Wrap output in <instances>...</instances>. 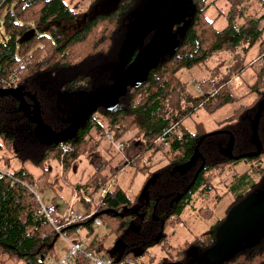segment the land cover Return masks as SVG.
I'll use <instances>...</instances> for the list:
<instances>
[{"label":"trees","instance_id":"1","mask_svg":"<svg viewBox=\"0 0 264 264\" xmlns=\"http://www.w3.org/2000/svg\"><path fill=\"white\" fill-rule=\"evenodd\" d=\"M68 1L0 0V26L6 36L5 41H0V90L15 89L34 97L44 123L39 137H46L47 132L51 140L67 137L72 132L90 94L113 85L158 28L147 33L141 48L117 73L129 19L143 10L150 0H117L108 12L85 19H80L76 7H70ZM90 1L94 7L102 0ZM227 1L230 4L228 24L222 30H216L215 20L205 17L210 6L206 0H191L187 17L173 30L176 47L162 54L117 101L110 96L106 104L84 114V121L73 138L65 142L44 143L36 137L37 126L26 118V114L37 116L31 99L24 97L22 111L20 99L0 95V170L11 176L0 175V264H47L49 256L54 260L63 256L64 253L56 255L57 241L62 240L38 215L35 196L23 184H38L40 193L48 172L44 169L48 160L59 163L64 177L81 154H90L97 149L101 139L111 137L118 142L129 132H135V138H143L147 148L168 149L165 152L167 164L148 173L143 183L144 200L139 204L123 192L114 176L110 180L101 175L100 170L105 164L100 165L84 184L73 188L82 213H92V217L65 231L71 236L76 229H82L86 230V236H97L85 244L87 250L95 251L104 238L113 236L125 247L119 263L127 264V260H139L135 255L137 249L143 256L156 245L165 246V229L179 221L192 196L210 190L216 174L240 161L253 165L257 180L247 173L232 178L228 191L235 201L225 218L202 238L186 244L194 246L197 254L211 255L209 251L219 244L218 232L229 212L252 196L259 195L264 201V167L260 165L264 158V110L257 127L262 145L260 154L242 159L228 156L231 139L233 157L258 150L253 122L264 99V91L258 89L259 79L250 86L255 100L238 109L221 129L212 133L198 129L189 132L179 124L193 113L196 105L209 102L208 110L215 111L232 100L225 91L234 71L241 72L244 68L243 59L238 56L239 49L246 52L258 44L259 57L264 60V11L260 17L249 13L253 11L249 9L253 2H260L264 8V0ZM64 24H77L81 28L67 36ZM223 51L233 54L237 51L229 71L218 76L219 67L214 69L198 84L203 95L193 98L187 91V84L180 82L178 73L203 67L212 56ZM212 79H217L215 84H211ZM214 100L215 104H211ZM174 125L179 135L176 130H170ZM162 136L166 145L156 142ZM127 143L123 144L122 150ZM12 159L21 164H33L43 171L42 176L34 178L22 168L10 171ZM141 160V155L123 159L115 171L128 164L138 167ZM255 162L260 164L255 166ZM109 184L111 189L101 205L95 204L100 191ZM200 212L208 215L204 208ZM55 216L62 221L58 212ZM257 219L251 244L222 255L213 264H264V214ZM95 227L104 229L102 237L95 234ZM186 249L178 255H185ZM106 252L107 249L104 254ZM69 264L89 263L78 258Z\"/></svg>","mask_w":264,"mask_h":264},{"label":"rangeland","instance_id":"2","mask_svg":"<svg viewBox=\"0 0 264 264\" xmlns=\"http://www.w3.org/2000/svg\"><path fill=\"white\" fill-rule=\"evenodd\" d=\"M116 2L117 0H102L94 7H92L90 0H69L68 4L72 8L76 7V12L81 16L80 19H85L92 15L108 12L115 7ZM170 2L171 0H150L143 10L137 11L131 16L128 22L130 24L126 31V40L119 54L120 61L116 67L117 73L118 70L124 68L131 55L141 48L143 39L147 33L158 27L162 12ZM206 3L210 5L205 13L206 19L210 21L215 20L214 28L216 30L225 28L228 24L227 16L230 8L228 1L206 0ZM249 9L253 10L249 13L256 17H260L264 11L263 4L260 2L259 4L253 2L252 7ZM79 28L81 26L77 24H64V30L67 36H70ZM5 39L6 36L0 26V41H5ZM258 51V44L253 45L246 52H243L242 49L238 50V56L243 59L242 66L244 68L241 72L235 70L236 72L234 71L231 79L227 82V91L225 93L226 96L228 93L232 99L229 103L215 111L208 110L209 102L204 105H196L193 113L182 119L179 124L189 132H195L198 129L201 132L212 133L221 129L226 124L225 121L231 118L242 106L251 104L255 100L256 95L251 93L250 86L259 79L258 89L260 88V91H264V60L259 57ZM236 53L233 54L223 51L212 56L203 67L181 70L178 73L180 82L187 84V91L193 98H199L203 95V92L198 84L207 79L210 73L218 67L219 70L216 72L218 76L226 75L230 65L234 63ZM216 80L214 79V81ZM198 88H200L201 92ZM2 91L4 90L2 89ZM222 97H225V94H222ZM215 102L216 100L212 101L211 104H215ZM67 107L69 106L67 105ZM168 107L170 106L168 105ZM175 128L177 130V126ZM45 135V138L51 140L47 132H45ZM134 135L135 132L126 133L118 142L112 140L111 137L101 139L96 151L90 154L87 152L81 154L71 165L70 170L64 177L62 176L59 163L54 159L48 160L44 167L48 172L42 182L41 192L39 193L41 200L46 204H53L56 208H64L65 211L71 206V200H73V209L83 212L77 203V197L73 195V188L77 185L84 184L97 171L99 165L105 164V168L100 170L101 175L110 180L116 179V184L123 192L131 200H137L136 204H139L141 202L140 198L144 196L143 183L148 173H152L163 167L167 162L163 158L165 149L150 148L141 154L142 160L138 167L126 165V167L124 166L118 172L115 171L120 161L129 159L127 158V154L123 155L122 152L117 150L119 143L124 144L128 141L130 143L135 138ZM124 156L127 157L124 158ZM9 157L12 158V155L10 154ZM262 161V164L255 162V166L260 164L262 165L261 167H264V158ZM11 164L10 171H17L22 168L28 171L34 178H39L43 174L41 169L31 163L21 164L12 159ZM141 168H144V171H140ZM244 173H247L249 176L250 174L253 177L255 176L256 180L258 178L253 165L247 164L245 161L228 166L216 174L211 180L210 190L199 191L194 194L190 205L185 208L179 221L173 227L165 229L167 244L165 246L156 245L149 249L143 256L140 255L141 251L139 249L135 250V255L138 256V259L146 264H213L209 254H197L194 246L186 243H191L195 239L202 238L218 221L225 218L227 211L235 201L228 191V185L232 178ZM112 176H114L113 179H111ZM201 208L206 209L208 215H202V212H200ZM65 211L62 212L63 215ZM94 229L95 234H98L99 238L102 237L104 229L102 227H95ZM74 239L85 245L90 238H86L85 231L81 234L80 230L77 236L74 233L71 235L70 240ZM61 245V241L58 240L56 246L58 248L57 252L60 251ZM123 248L122 243L111 236L104 238L96 246L95 251L107 257L117 259ZM183 248H187L185 255H178V252L183 250ZM106 249L107 252L104 254Z\"/></svg>","mask_w":264,"mask_h":264},{"label":"water","instance_id":"3","mask_svg":"<svg viewBox=\"0 0 264 264\" xmlns=\"http://www.w3.org/2000/svg\"><path fill=\"white\" fill-rule=\"evenodd\" d=\"M191 0H171L168 8L163 14L161 21L158 25L157 30L153 34L151 40L141 49L137 54L135 59L130 63V65L125 69V71L119 76L117 81L110 87L98 91L96 93L90 94L86 101V107L78 115L74 122V127L72 132L63 138H55L49 141L46 138L39 137V132L44 128V123L40 115L38 104L36 100L29 95L19 92L18 90H0V95L5 94L13 98H18L21 100L22 111L24 109V97L31 99L36 106V117L26 114V118L37 126L35 131L36 137L44 143H60L66 140L72 139L78 127L83 123V115L89 114L93 110L97 109L99 105L106 104L107 100L111 96L114 101H117L119 97L126 93L127 88L132 85L135 81L140 80L147 69L164 53L171 51L177 45V39L173 33L174 27L185 20L189 12V4ZM26 95V96H25ZM264 110V99L261 101L258 111L256 113L253 122V133L254 141L258 143V150L252 154H246L239 157L232 156V144L233 139H231L230 147L228 149V156L232 159H242L248 157L258 156L262 150V146L259 142L257 135L258 122L260 116ZM197 152V149H196ZM196 178V177H195ZM195 178L193 182L195 181ZM192 182V183H193ZM189 188V187H188ZM187 188V190H188ZM260 206V207H259ZM264 214V201L261 196H252L246 199L236 207H234L226 217L224 225L219 229L218 239L219 244L216 245L212 250L210 256L212 262L219 261L221 256L224 254L233 253L240 248H244L251 244L253 240V235L255 227L257 225V218ZM58 236H56L57 238ZM55 238V239H56ZM218 246V247H217ZM122 253L116 259L119 262Z\"/></svg>","mask_w":264,"mask_h":264},{"label":"built area","instance_id":"4","mask_svg":"<svg viewBox=\"0 0 264 264\" xmlns=\"http://www.w3.org/2000/svg\"><path fill=\"white\" fill-rule=\"evenodd\" d=\"M210 82L211 84H215L213 80ZM198 90L201 92L200 88H198ZM175 127L176 125H174L170 130H174ZM176 134L179 135V132L176 131ZM156 142H163L165 144V137L164 136L159 137L156 140ZM122 147L123 144L119 143L117 149L121 150ZM0 175L11 177L10 174H7L1 170H0ZM23 185L35 196V200L38 203V215L41 216L42 219L46 220L50 224L53 231L59 236V238L62 240V242L66 247L65 253L59 260H54V257L49 256L46 259L47 264H69L78 258L87 261L89 264H120L119 262L113 261L111 258L99 252H96L94 250H87V248L82 242L76 240H70L71 236H69L68 233L65 231L67 227H71V226L75 227L79 225L81 222L90 219L92 217V213L85 215L80 211H76L73 209V203H71V206L67 209L65 215L61 219L62 221H60L59 219H57V216H55V213L57 212V208L53 204H46L41 200L40 195L38 193V188H39L38 184L27 185L26 183H24ZM110 189H111L110 184L107 187L103 188L100 191L99 198H97L94 201V203L97 205L98 204L101 205L102 199L105 197V195L108 193ZM95 224L98 225L99 222L96 221ZM79 231L80 229H76L74 235L77 236ZM126 263L142 264L145 262H142L140 260H134V261L127 260Z\"/></svg>","mask_w":264,"mask_h":264},{"label":"crops","instance_id":"5","mask_svg":"<svg viewBox=\"0 0 264 264\" xmlns=\"http://www.w3.org/2000/svg\"><path fill=\"white\" fill-rule=\"evenodd\" d=\"M205 69H206V67H205ZM213 81H214V79H212ZM211 80V81H212ZM215 83H216V81H214ZM201 97V96H200ZM181 126V125H180ZM182 127V126H181ZM183 128V127H182ZM184 129V128H183ZM176 130V129H175ZM177 131V130H176ZM123 144V143H122ZM126 148L124 149V150H118V151H120V152H122V154L124 155H128V157L127 158H132V157H134V156H137V155H141V154H143V153H145V151L147 150V149H150V148H147V145H146V141L143 139V138H141V137H137V138H134L130 143L128 142L127 144H126V146H125ZM166 151V153L168 152V149H165ZM96 151V150H95ZM94 151V152H95ZM93 152V153H94ZM125 156H124V158H126ZM163 158H165L166 159V156H165V154H163ZM128 159V160H129ZM144 162V161H143ZM167 162V161H166ZM129 165V164H128ZM100 166V165H99ZM99 166H98V168H99ZM126 167V166H125ZM156 171V170H155ZM154 171V172H155ZM153 173V172H152ZM232 181V180H231ZM230 181V182H231ZM200 194H202V193H200ZM73 195L74 196H76L74 193H73ZM141 200V202L144 200V196L142 197V198H140ZM72 201L73 200H71V203H72ZM137 201V200H136ZM139 202V201H138ZM79 204V203H78ZM79 207L81 208V205H79ZM82 209V208H81ZM63 211H65L64 210V208H62V209H60V208H57V212H58V214H59V216H61V218H63V214H62V212ZM83 231H85V233H86V230H82L81 229V234H82V232ZM76 238V237H75ZM86 238H90L89 240H88V242L89 241H93L94 239H97V236H95L94 237V235L92 234L91 236H86ZM74 240H76V239H74ZM85 240H87V239H85ZM77 241V240H76ZM62 243V245H61V247H60V251H58L57 252V256L58 255H62L63 253H65V246H64V244H63V242H61ZM86 243V242H85ZM58 249V248H57Z\"/></svg>","mask_w":264,"mask_h":264},{"label":"bare ground","instance_id":"6","mask_svg":"<svg viewBox=\"0 0 264 264\" xmlns=\"http://www.w3.org/2000/svg\"><path fill=\"white\" fill-rule=\"evenodd\" d=\"M85 107H86V106H85ZM85 107H84V108H85ZM83 110H84V109H83ZM83 110H82V111H83ZM80 113H81V112H80ZM43 129H44V128H43ZM43 129H42V130H43ZM42 130H41V131H42ZM39 133H40V132H39ZM42 138H45V137H42ZM46 139H47V138H46ZM54 139H55V138H54ZM48 140H49V139H48ZM52 140H53V139H52ZM52 140H49V141H52Z\"/></svg>","mask_w":264,"mask_h":264},{"label":"flooded vegetation","instance_id":"7","mask_svg":"<svg viewBox=\"0 0 264 264\" xmlns=\"http://www.w3.org/2000/svg\"><path fill=\"white\" fill-rule=\"evenodd\" d=\"M122 69V68H121ZM261 117V116H260ZM260 142V141H259ZM261 144V143H260ZM262 146V145H261ZM260 207V206H259Z\"/></svg>","mask_w":264,"mask_h":264}]
</instances>
